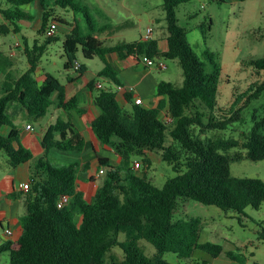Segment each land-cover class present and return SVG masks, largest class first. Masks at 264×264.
I'll return each instance as SVG.
<instances>
[{
  "label": "trees",
  "instance_id": "1",
  "mask_svg": "<svg viewBox=\"0 0 264 264\" xmlns=\"http://www.w3.org/2000/svg\"><path fill=\"white\" fill-rule=\"evenodd\" d=\"M32 1L0 0V36L18 34L19 23L34 20V15L24 8ZM39 1L43 8L39 35L45 36V40L43 43L35 41L32 46L23 42V53L29 65L26 73L18 78L8 75L6 70L11 62L0 52V72L4 75L0 85V152L5 154L10 168L34 158L31 151L20 144L19 132L7 114V107L13 101L24 103L23 84L36 72L48 46L58 39L57 36H46L51 21L65 23L55 17L54 8L69 9L75 15L83 14L90 30V33L83 34L75 22L66 34L64 52L71 69L78 61L79 53L85 61L99 58L105 67L98 76L117 82V73L107 62L109 55L116 54L119 59L136 56L153 61L178 59L184 79L181 87L160 83L158 93L163 99L155 108L132 103L130 109H124L112 92H97L94 102L101 113L91 122L90 129L99 142L119 155L120 162L111 165L108 159L99 161L103 178L90 202L78 189L79 164L59 166L49 160L52 150L80 153L85 149L86 139L73 127L70 116L71 110L83 114V109L77 105L76 98L65 102L63 86L45 85L32 91L26 104L31 115L44 117L52 104L51 97L56 93V103L67 113L68 119L59 139L55 137L53 126L46 130L42 138L44 154L37 163L40 179L29 190L31 200L20 217L21 235L14 247L11 242L1 245L0 253L9 254V264H171L164 260L165 253L189 258L197 250L218 258L222 253L221 245L200 243L201 219L175 220L174 214L179 201H196L240 215H245L248 207L260 209L264 202V181L232 177L230 161H239L243 156L239 152L231 156L227 154L240 148L246 151L248 160L264 161V135L261 133L264 119L259 120L254 115V127L244 135L242 142L213 138L207 133L223 130L229 123L240 120L241 111L247 104L260 97L264 83L257 84L242 104L244 97L240 96L230 109L218 108L221 69L216 55L205 50V59L212 67V71L207 72L206 63L193 52L187 40L186 29L179 25L177 11L190 0H163L168 33L165 53L159 52L158 42L152 39L106 46L97 36L107 30L117 32L124 26H105L97 30L88 7L77 0ZM200 29L205 39L206 24L202 23ZM254 33L264 39V29H257ZM249 64L264 70V58L251 60ZM85 71L83 63L79 74ZM162 113L172 122L161 118ZM7 126L12 128L11 133L4 136L1 130ZM14 143L18 146L14 147ZM152 153H160L162 160L177 173L161 188L147 177L146 170L151 164L148 156ZM133 155L145 157L142 175L134 168V164L140 162L132 159ZM62 195L69 196L70 200L65 207L58 208L57 202ZM121 233L126 235L125 241L119 240ZM258 237L264 242V226L260 227ZM141 241L152 245L157 253L153 257L146 256ZM115 248L122 252V259L113 254ZM228 258L246 264L242 255L231 253Z\"/></svg>",
  "mask_w": 264,
  "mask_h": 264
},
{
  "label": "rangeland",
  "instance_id": "2",
  "mask_svg": "<svg viewBox=\"0 0 264 264\" xmlns=\"http://www.w3.org/2000/svg\"><path fill=\"white\" fill-rule=\"evenodd\" d=\"M162 1V0H161ZM223 4H219L213 0H190L186 5L180 6L178 9L179 24L186 29L188 41L191 44L193 52L206 63L207 72L212 71L211 65L204 56L206 49H209L216 55V61L220 66V75L218 77V108L230 109L235 100L243 96L242 104L246 101L248 94L254 92L256 85L264 83V70H259L255 66L250 65L251 60H261L264 58V39L254 31L264 29V0H248L240 2L238 0H225ZM144 0H127L125 5L141 14L142 20L127 21L123 30L116 37V42L123 40L125 37L140 39L142 32L150 25L148 13L143 10ZM89 6V11L96 18L94 20L96 28L104 26V18L96 15L94 6ZM33 7V6H32ZM31 9L26 6V11L31 12L38 22V13L35 7ZM118 13H127V9L123 4L119 3ZM54 15L65 20L66 23L59 24L56 36L58 39L48 46L39 67L45 72L60 81H64L66 74V58L64 52V42L68 27L66 24L77 23L83 33H90L87 22L83 14H74L69 9L54 8ZM157 12V11H155ZM101 13V12H100ZM188 14L194 15L191 19ZM2 18H0V23ZM206 24V37L203 38L200 25ZM156 31L160 26L155 24ZM166 29V23H164ZM26 40L30 46L35 40L43 43L45 36L38 35L35 31H28L22 27ZM21 43V47L15 49V57L9 56V51L16 43ZM24 45L21 35L10 34L8 36H0V52L11 62L6 73L13 74L16 78L25 73L29 65L27 58L23 53ZM78 59L90 65V61H85L82 54H78ZM164 63L170 64L173 61L177 66L171 67L169 73L158 72L167 78L173 85L181 87L183 85V70L178 59L169 60L162 59ZM101 63L97 58L91 67L96 70L98 64ZM4 79V75L0 72V84ZM253 89V91H252ZM264 119V90L258 99L251 100L250 103L241 111V118L238 121L231 122L223 130L208 132L207 136L219 137L222 139H233L242 142L244 135L248 134L254 127L253 117ZM39 122H36L38 125ZM264 135V129L261 130ZM235 152L242 154L243 158L239 161H230L231 176L234 178H250L260 179L264 181V161L253 162L248 160L246 151L240 148L231 150L227 155L231 156ZM77 155V154H76ZM151 164L146 170L147 177L157 187H162L169 178L177 175L173 167L164 162L160 153H152L149 155ZM6 160L3 152H0V161ZM132 159H137L141 163L139 174L145 168L142 161L144 156L133 155ZM59 165V164H58ZM141 170V171H140ZM101 181H98L100 184ZM199 218L202 221V230L200 233V243H214L222 246V253L218 258H213L204 251L197 250L191 257L182 258L174 253H165L164 260L171 264H239L228 258V254L242 255L246 264H264V242L259 240L258 231L264 226V202L259 210L248 207L245 215H240L235 211H224L216 206H206L196 201H187L178 203V208L174 214V219ZM8 236V235H7ZM126 235L121 233L120 241H125ZM5 241L4 233L0 227V244ZM140 246L148 257H153L156 249L141 241ZM113 254L122 259V252L115 248ZM0 264H9V254L7 252L0 253Z\"/></svg>",
  "mask_w": 264,
  "mask_h": 264
},
{
  "label": "crops",
  "instance_id": "3",
  "mask_svg": "<svg viewBox=\"0 0 264 264\" xmlns=\"http://www.w3.org/2000/svg\"><path fill=\"white\" fill-rule=\"evenodd\" d=\"M77 1L81 5L87 6L88 9V5L94 6L96 15L104 18V26L97 28V30H100L105 26H125V23L129 20H142L141 14L135 13L133 9L126 7L125 3L127 0ZM144 1L145 2L143 5V10L145 13H148L150 25L144 32H142L140 39L143 38L147 29L151 28V39L158 42L159 52L165 53L168 50V33L167 29H165L164 26L165 13L162 9L163 0ZM49 2L50 4H52L51 1ZM119 3L123 4V7L128 10L127 13H118V8L116 7V5L118 6ZM26 6H29L30 9L32 6L35 7L39 18L37 23H35L36 18H34V20L31 22L23 21L19 23L20 32L14 35H21L23 42H27V40L22 27L28 29V31H35L39 35V31L41 30L43 23V8L41 2L39 0H33ZM26 6L24 7L25 10L27 9ZM90 17L93 25L95 26L94 20H96V18L92 16L91 13ZM187 17L191 19L193 16L191 14H188ZM57 18L59 17L57 16ZM59 24L60 23H58V28ZM155 24L160 26V29L158 31H156ZM72 25L73 24H66V26L69 28L67 33L72 30ZM122 30L123 29L117 32L107 30L103 33H100L97 37L101 41H103L106 46H114L121 42L137 41L135 39L132 40L133 38L125 37L123 38V40H119L115 43L116 37ZM96 59L97 58L90 61V65L85 63L86 76L81 77L78 73L74 72L70 67H68V61L66 58L67 64L64 81L58 80L50 73L45 72V70L38 67L34 75H32V77L23 84L22 90L26 94L24 103H21L19 101H13L9 103L7 107V114L10 117L12 124L19 132V142L22 146L31 151L34 158L30 162L15 168H10L7 165L5 159L3 161H0V227L3 230L5 238V241H3L0 246L4 245L5 243L11 242L13 243L14 247L16 241L21 235L22 229L20 217L25 213L26 203L31 200V192H25L21 189V187L30 179L34 178L35 182L39 181L40 179V174L37 169V163L38 159H40L44 154L42 138L46 130L50 126H53L55 137L59 139L60 133L63 131L64 124L68 119L67 113L62 108L58 107L56 103V93L51 97L52 104L50 105L49 110L44 117L37 118L31 115L27 110L26 104L29 101V95L32 91H34L35 89H41L45 85H52L56 87L63 86L65 93V102L76 98L78 101L77 105L81 109H83V114H78L75 110H71L70 116L73 127L86 139L85 149L80 153H62L57 150H52L49 154V160L55 165L59 164V166H68L75 162L79 164V171L77 174L78 189L83 192L85 199L90 202L92 201L93 196L96 192V186L97 184H99L98 181H101L103 178V175H99V171L102 169L99 166V161L101 159H108L111 165H118L120 162L119 155L113 149L106 147L101 142H99V140L90 129L91 122L101 113L100 109L95 105L94 102L97 92H112L115 95L117 102L124 109H130L132 103H135V100L137 98H140L143 101V107L155 108L163 99V97H161L158 93V87L160 83L165 82L173 87H177L173 85L169 80H167L166 77L158 74V72L160 71L169 73L172 70V66H177V63L174 61L170 64H166L167 69L159 70L156 66H149L144 61V58L129 56L125 59H119L116 54L109 55L107 56V62L117 73L118 81L114 82L108 77L98 76V74L104 69L105 63L100 59L101 63H99L97 69L94 70L91 67V64L95 63ZM158 60L163 61L162 59ZM78 62L81 65L84 63L79 59ZM154 62L157 61L154 60ZM25 73H22V75ZM99 85L100 87H98ZM119 86L124 88L133 87V92H128L127 90L121 91L119 90ZM164 117L165 113H162L161 118ZM36 122H39L38 125H36ZM28 126H31V128L28 129ZM11 129L12 128L8 126L4 127L1 130V134L4 136H9L11 133ZM13 145L14 147L18 146V144L16 143H14ZM134 160L139 161L137 159ZM136 170L139 171V169ZM12 194L14 195V197L11 198L10 195ZM7 229H10L13 232L12 236L6 235L5 231Z\"/></svg>",
  "mask_w": 264,
  "mask_h": 264
},
{
  "label": "built area",
  "instance_id": "4",
  "mask_svg": "<svg viewBox=\"0 0 264 264\" xmlns=\"http://www.w3.org/2000/svg\"><path fill=\"white\" fill-rule=\"evenodd\" d=\"M57 30H58V23L56 21H51L47 30H46V36L47 37H55L56 34H57ZM151 36H152V29L151 28H148L147 31L145 32L144 36H143V40H150L151 39ZM20 47V43L19 42H16L10 52H9V56L11 57H14L15 56V49H18ZM144 61L149 65V66H156L159 70H165L167 69V65L166 63H164V61H161V60H157V62H154L153 60H150L148 58H144ZM80 69H81V64L78 62V61H75L74 65H73V68L72 70L76 73L79 74L80 72ZM81 77H85V72L83 74H79ZM100 87V85L98 86ZM119 90L121 91H128V92H133V87H128V88H124V87H121L119 86ZM135 103L137 105H142L143 104V101L140 99V98H137L135 100ZM165 120L167 122H172V119L170 117H167L165 116ZM28 129L31 128V126H28L27 127ZM134 168L135 169H139L140 168V163L136 162L134 164ZM103 174V169H101L99 171V175ZM35 182V179H30L27 183L23 184L21 189L25 192H28L32 185L34 184ZM70 198L69 196L67 195H62L58 202H57V205H58V208H63L65 207V205H67V203L69 202ZM6 235L8 236H12L13 235V232L10 230V229H7L6 231Z\"/></svg>",
  "mask_w": 264,
  "mask_h": 264
}]
</instances>
